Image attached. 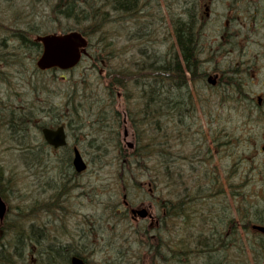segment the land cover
Wrapping results in <instances>:
<instances>
[{
    "label": "trees",
    "instance_id": "16d2710c",
    "mask_svg": "<svg viewBox=\"0 0 264 264\" xmlns=\"http://www.w3.org/2000/svg\"><path fill=\"white\" fill-rule=\"evenodd\" d=\"M42 2H45L47 7H51L49 12L53 16L52 21L54 23H71V26L60 28V31L77 30L85 35L88 34L93 42L98 43L95 47L98 49L99 54L95 56V61L101 65L90 62L94 68L91 70L92 75L88 73L81 74L77 80H74L75 83L72 79L68 83L59 81L61 88L58 90H66L67 94H83L89 89H93L97 98L96 104H100L96 108L102 111L108 110L101 106V104H106L104 98H102L107 93L104 90L106 84L110 83V88L115 87V93L119 87L124 88V93L130 89L131 92L133 90L132 99L127 103L126 109L129 125L137 130V143L133 150H125L121 146L118 129L123 125V121L118 112L106 115L103 118H97L93 128L88 130L89 135H86L87 138L82 139L81 150L86 155H91L95 167L102 166L99 162L110 153L118 152L116 161L120 169L115 172L113 177L104 180L100 184H95L92 187V194L85 192L86 195L93 198L95 215L102 213V217L107 216V214L110 216V219L107 217L103 222L101 221L102 224L97 223L98 226L106 225V228L108 225L110 229L115 230V226L112 224L115 221L126 219L118 201L120 193L126 186L142 188L143 190L147 188L157 200L156 205L160 214L158 227L152 228L147 235L145 233L139 235L140 227L134 228L132 226L131 241L128 240L127 243H130V249L133 250V245L138 248L137 246L141 242L144 246L142 248L152 264H250L243 261L239 254L240 249L244 247H250L253 250L254 264H264V236L252 233L248 229L252 224L264 225V207L252 203L249 197L243 193L241 186L243 182H240L238 186L233 184L234 175L236 174L234 167L236 162L231 164L228 161L230 160L228 155L233 148L230 144L231 139L236 141L233 151L237 152L238 160L241 159L240 156L245 155L243 153H246V151L240 150L242 145H246L249 141L251 146V138L245 137L246 134H243V130L248 125L246 121L250 120L251 115L248 114L244 119L245 122L242 120L244 126H234L232 119L227 121L223 118L230 137L222 140L220 131L212 137V140L216 141L215 144L220 152L223 150L226 153L224 155L221 152L226 158L224 171L226 175H232L233 189L236 188L239 193L240 198L237 206H230L228 195L223 190L224 184H222L216 166H214L209 145L207 141L204 142L206 139L202 136L203 132L196 126L197 104L203 108L208 116L214 119L218 118L220 111L226 110L230 114L231 111L236 110L237 112L240 110L237 104H241L242 107L245 105V102H231L228 99L229 96L234 94L233 86L224 87L223 92H221L218 85L208 83V77L214 74L216 70L215 43L206 42L208 37L205 33L204 24L199 21L198 6L195 5L194 8L186 10L182 7V0H175L167 5L168 24L174 32L175 43L170 45L166 51L167 58L164 62L154 64V66H146L140 60H131V68H139L133 73H130L129 69L125 71V67H121V64L116 66V69L107 66L108 71L106 73L109 79L105 80V75L100 74L99 70L96 71V68L99 69L96 66L104 67L101 61L106 60L102 57L105 47V43L102 42L105 38L102 37V34L108 18L115 15L113 5L106 4V0H42ZM153 5L152 7L156 9L157 13L151 14L149 10L150 15L147 12L140 19L134 18L141 32L147 33L148 36H151L156 28L152 27L154 22L151 20L154 17L159 19L158 22L164 21V13L159 7L161 5ZM176 8H182L181 12H177ZM142 11H146V8L142 7ZM138 20L143 22H138ZM133 30V27L128 30L132 33L129 37L131 40L134 39ZM26 31L20 30L18 32L15 46L19 48L15 47L14 50L27 51L26 53L22 52L23 54L20 53L22 56H28L31 60V63L24 66H35L34 63L41 54L42 45L40 42L35 41L37 34H29L30 32ZM44 32L38 34H44ZM159 33L168 34L169 30L164 28V31L159 30ZM154 42L150 39V44L153 47L141 49L140 58L143 59L148 55L157 54H159L157 58L161 57L158 53L159 50L154 48ZM13 45L12 47H14ZM181 57L183 61L180 63ZM205 61L206 64H203ZM170 63H172V66H170ZM12 66L17 65L13 64ZM127 68L130 67L127 66ZM55 71L53 69L48 72H37L45 78V75L49 72L54 73ZM62 80L66 81L67 79ZM101 80L104 82L100 83ZM38 82L40 81L37 79L32 81V90H38L34 86ZM46 82L51 84V89H53L52 84L56 80L50 79ZM189 82L193 83L194 90L190 89ZM44 84L42 82V85ZM175 89H178V96L174 98L173 92ZM43 93H46V95L43 97L45 99L41 108L47 109L42 110V112L53 119L55 109H52V107H55L54 100L58 95L57 93L49 94L46 90H43ZM222 94L224 98H222ZM155 101L157 107L152 110ZM136 102L144 104L145 113L135 114L133 112ZM27 105L30 106L33 114L35 109L34 100H32V103L22 102L19 105H11L10 112L12 115H18L21 118V123H24L28 118L22 113V109ZM254 109H251V112ZM80 112H87L90 115L87 107ZM258 119L261 120V117H258ZM113 123H117V126L109 133ZM219 123H222V117ZM41 127L42 125L39 126L38 122L34 124L31 121L28 125H24V131L19 133L26 135ZM76 135L83 136L84 133L78 131L74 134V136ZM241 142L243 144L239 147L238 143ZM218 143L221 145V149ZM34 151L21 150L22 154L25 155L24 157L28 155L31 157ZM61 153L57 156L47 155L45 167H48L49 164L53 165L52 162L55 160L56 165L60 167L63 166L61 163H64V174L74 175V181L68 178L63 185L57 183V177L55 183L60 187V196L64 199L68 193L75 189L74 182L80 183L81 177H75L79 174L68 169L69 162L72 159L71 148L62 149ZM221 160L223 161L222 157ZM32 161L38 162L40 159H33ZM250 161V165L245 172L246 175L250 169L255 170L256 164L252 163L251 158ZM259 169L264 175V165H259ZM145 174L148 175L147 182L141 180V177ZM2 178L3 175H0V192L6 194L7 185L1 183ZM243 178H246L245 175ZM48 186L49 184H47ZM51 207H53L52 210L48 209V212L54 213V208L57 206L51 205ZM57 220L59 223H64L65 218L59 217ZM112 220L115 221L112 222ZM96 222L97 219L94 224ZM44 223L42 226L49 230L52 222ZM91 223V225L89 224L90 230H82L77 236L73 235V240L66 241V246L63 249L69 251L74 249L73 251L78 256H83V254L88 256L92 253L98 246L95 244L94 239L98 230L93 222ZM238 224H246L244 226L248 227L245 230L247 231L246 235L240 233ZM44 227H42V230H38L41 231L38 235L36 226H31L29 230L22 226L20 233L24 236L19 239L18 244L20 245L15 247L21 250V257L24 258H20V264H34L30 262L29 258L25 259L26 254L23 251L24 248L21 247L25 242L27 244L42 242V249L47 247L44 241L50 234L48 231H44ZM14 231L13 228L12 232ZM149 233L151 234L150 237H148ZM108 244L117 246V243H110L109 240ZM51 249L53 248L44 252L45 254L42 253L37 262H40V264L43 262L57 264L49 256L48 251ZM126 256L129 255L122 252L119 258L108 259L102 264H133L129 262V258ZM88 258L90 257L88 256ZM140 261H142V258ZM138 264H141V262H138Z\"/></svg>",
    "mask_w": 264,
    "mask_h": 264
},
{
    "label": "rangeland",
    "instance_id": "374dc122",
    "mask_svg": "<svg viewBox=\"0 0 264 264\" xmlns=\"http://www.w3.org/2000/svg\"><path fill=\"white\" fill-rule=\"evenodd\" d=\"M27 4H32L33 12L39 15V17L42 19L46 18L47 15H50L49 13H51L49 12L51 7H47L45 5V2H42V0H0V28L3 26L8 27L9 24L12 23V18L16 16L17 14L16 12L18 11L19 14L22 11V9H24L22 6ZM150 6L151 7H146L145 5H143V7L146 8V11L148 12L149 15L150 13L151 14L157 13L156 9L152 7L154 5H150ZM159 7L161 8L162 13H164L163 14L164 21L158 22L159 19H157L156 17H154V19L151 20L152 22H154L152 24V27H156V28L155 30H153L152 35L149 36V39H152L153 42L155 41L154 48L156 50L165 53L169 49V46L175 43L174 41L175 36H174V32L171 30L168 24L169 18H168L167 6L162 5ZM26 8H28V5L26 6ZM175 10L177 12H181V9L179 8H176ZM51 17L53 18V16ZM128 20L129 21L125 20L124 22L118 24L115 27L116 35L110 38L114 41L115 44L114 47L116 49L121 50V52H119V55L115 56L108 54L110 49L108 48L107 40H106L107 43L105 41H102L105 43V47L103 49L102 55L108 56V58L110 59L109 62L110 61L114 62V65L111 66V69H116V66L121 64V67L122 66L125 67L124 68L125 71L129 69V72L133 73L137 71L139 68L138 67L131 68L132 67L130 65L131 60L136 61L139 59L141 63H143V59L138 58L137 56V54L140 53L141 48L137 45L134 39L132 40L129 39L132 33L128 30L131 27L133 28L138 27L136 24V20L134 19H128ZM138 22H143V21L138 20ZM46 23L51 25L50 22H46ZM15 25H22V23H17ZM208 25L214 26L213 24H208ZM69 26H71V23L63 22V23L52 24L51 28L55 27L56 29L57 28L63 29ZM164 28L169 30L168 34L159 33V30L164 31ZM5 38L7 39L6 42L14 44L13 46L15 48L16 40L14 41V39L10 37L9 31L8 30L3 31L2 29H0V40L1 39L5 40ZM214 39H215L214 37L207 38L206 42L210 43L214 41ZM93 44L97 45L98 43L96 44L95 42ZM90 49L91 51L89 50V53L91 57L97 56L99 54V51L95 46L94 47L92 46V48ZM23 59H25L28 64L31 63V60H29L28 56H24ZM37 59L35 60L34 64H36ZM88 60H91V58L89 59L85 58L82 61V63L79 65V67L74 69V71L67 72V71L59 70V71H55L54 73L49 72V74L45 75V78H43L42 75L38 74V72L41 71L37 70L36 66L7 67L5 63L0 64V91L2 92L3 96L12 95L11 99H13L15 103L14 102L10 103V110H11V105L12 106H15V104L19 105V103L21 102V97L23 98L24 103H32V100H38L41 97V95L42 97L46 95V93H43V89H42V94L39 90L38 91L32 90L31 87L32 81H36V79L40 81L34 85L38 89V87L42 84V82L47 84L46 81H49L50 79L56 80L57 83H59V81L68 83L69 81H71V79L73 81L77 80V78L80 77L81 74L88 73L92 75L91 70L94 68L91 66V63ZM127 66H129L130 68H127ZM96 67L100 69V72H102L103 75L106 73V71H101L103 69V66H96ZM9 68L11 71L14 72V79L8 73ZM97 70L98 69L96 68V71ZM1 77H3V80L1 79ZM62 77L66 78L67 80L66 81L62 80ZM75 82L76 81H74V83ZM103 82H104L103 80L100 81V83ZM58 88L59 85L55 86V90H58ZM18 92H20V96H21L20 98L19 96L15 97L13 95L14 93H18ZM62 99L63 98L59 99V103L63 105L64 101H62ZM237 106L240 109L237 112L235 110V111H231V113L228 114L229 111L226 110H224L223 112L220 111L218 114V118L214 119L213 117L208 116L204 112L203 108H201V106L197 104L198 114L196 119V126L197 128L201 129V131L203 132L202 136H204V138L207 140V143L209 145L208 146L209 150L212 153V160L214 161V166H216V171L218 173V176L220 177L222 184H224L223 190L229 196L230 200L231 199L233 200L232 206H237L240 198L236 188L233 189L234 188L233 184L238 186L240 180L245 175L246 179L241 185L243 188V193L249 197L252 203L259 204L260 207H264V175L262 171L259 169V165L260 166L264 165V150H263L264 112L262 109L259 110L257 113V110L254 109V111L247 113L248 112L247 106L243 105L242 107L241 104L240 105L237 104ZM248 114L251 116H250V120L246 121V124L248 125L243 130V134H246L245 137L251 138V143H250L251 146L249 145V141L246 145H244L243 142L238 143L239 147L243 144L240 150L242 149L246 151V153H243L245 155L240 156L241 159L235 161L236 163L234 162L235 173L237 178L233 179V184H232V175H226L224 171L225 168L224 161H226L224 155H226V153H224L223 150H221V152L224 155L221 154L220 150L215 144L216 141H213L212 137L214 136V134H216L219 131L216 128L217 127L216 123H219L221 117H222V123H224L223 118L227 121L232 119L234 126L235 125L244 126L242 120L246 119ZM258 117H261V120H259ZM125 128L127 129V127ZM125 128L121 126L118 130L119 131L121 130V132L123 133ZM130 129L131 131H133L132 128ZM35 131L37 132L36 129ZM133 134H135L134 131ZM86 135H89V131L84 133L83 136L71 135L70 143L71 146L78 143V147L82 155L84 156L85 160L88 162L89 165L88 171L81 176L80 183H78L77 181L74 182L75 189H73L70 192L73 199H71L69 202H66V204L64 205L65 208L61 210L69 214L68 217L65 218L64 223L62 222L59 223L58 220L53 219L52 223H50L51 228L47 230V228L42 226L43 223L44 222L48 223V220L50 218L56 217L55 215H60L59 213L61 212L50 213L51 214L50 216L47 215L45 216L42 213L41 214L42 216L39 217V222L34 221L33 212L40 213V211L38 210L42 207L39 205L42 204V200L47 196V194L44 192H42V194L40 195L39 189H37L39 178H41V174H42V179L44 178L45 175L49 174L50 178L48 177L46 180L51 181V177H53L56 182L58 177L57 183L63 185L68 178L73 180L74 175L69 176L67 174H64L65 173L64 163H61L63 164V166L60 167L56 165L55 160L52 162L55 168L53 167L52 164H49L48 167H45V163H46L45 159L47 156V154L45 153L44 155L42 154V157L39 158L40 161L38 162L31 161L30 163L25 161L24 160L25 155L22 154L21 150H24L28 146L25 145L21 147L15 144L13 141H9L7 139V135L0 132V175L12 176L10 179L11 183H6L4 181H1V183L7 185V192L6 194L4 193V195L7 202L9 203V206L12 209L9 212V219L18 220L19 223L26 228V230H29L31 226H36L37 227L36 232L38 235L41 233V231L38 230H42V227H44L45 232L48 231L50 235L60 237L62 241H68V240L72 241L73 235L77 236L82 230L84 231L90 230L89 224L91 225L92 224L91 222H93V225H95L98 230V233L94 237L95 244H97L98 246L96 249L92 251V253L88 254V256L90 257V259L93 261L94 264H102L108 259L110 260L113 258H119L122 252H125L126 255H129L126 257H128L129 262H132L133 264H138V262H141V264H152L148 256L145 254V250L142 248L144 246H142L141 242H139L137 246L138 248H136L133 245L132 248L133 250L130 249L131 247L130 243L129 242L127 243L128 240L131 241L130 232L131 230H133L132 226L134 228L136 227H135V222L132 220V212H131L132 207H128L124 204L125 201L124 195H126V200L128 201V203L132 204L133 206L138 205L141 202H149L151 201V199L153 202L154 198L148 193L149 190L147 188L144 189V191H142L132 186L131 187L126 186L118 197V201L121 204L120 208L126 219L121 221L112 220V222L115 221V223L112 224L113 226H115V230L110 229V226L108 225L106 228H105L106 225L98 226V224L99 223L102 224V222L105 219H107V217L110 219V216L107 213H106L107 216L105 217H102V213H98L97 215H95L93 198H91L90 196H86L84 193L89 192L90 194H92L93 192L92 187L95 184H100L104 180L113 177L115 172L118 169H120V167L119 165H117L118 162L116 161V158L118 157V152L110 153L107 157L103 158L101 162H99V164H102V166L95 167L91 155L90 156L86 155L81 150V146L83 145L82 139L87 138ZM122 139H123V135L120 136L122 148L125 150H129L127 148L126 143L122 142ZM133 139H135V136H133ZM130 140L131 139H129V141ZM219 147L221 149L220 144ZM35 152L38 151H34V153L32 154V156L34 157L36 156ZM60 153L61 152H59V154ZM221 157L223 161L221 160ZM250 158L252 159V163L256 164V166H255V170L250 169V171L246 175L245 174V172L247 171L246 169L249 167L251 162ZM147 177L148 175L145 174V176L141 177V180H143L144 182L147 180ZM42 187L47 188V184L44 185L43 181H42ZM42 191L44 190L42 189ZM52 208L53 207H51V209ZM154 208H155V204H154ZM96 219L97 222L96 224H94ZM10 220L8 222H10ZM61 230L63 231L61 232ZM11 233L12 231L9 229L7 231V237ZM108 240L110 243L113 242L114 244L117 243V246L114 245L110 246L108 244ZM24 253L28 254V251H24ZM141 258L142 261H140ZM250 264H254V262L251 261Z\"/></svg>",
    "mask_w": 264,
    "mask_h": 264
},
{
    "label": "bare ground",
    "instance_id": "6f19581e",
    "mask_svg": "<svg viewBox=\"0 0 264 264\" xmlns=\"http://www.w3.org/2000/svg\"><path fill=\"white\" fill-rule=\"evenodd\" d=\"M106 4L113 5V8L115 10L114 11L115 15L108 18L105 28L103 30L102 37L105 38L104 39L105 42L106 40L108 42V43L106 42L108 45V48L110 49L108 54L116 56V55H119V52H121V50L116 49L114 47L115 46L114 41L110 39L116 35L115 27L127 19H134V18L140 19L147 13V11H142L143 5H141V1L139 0H106ZM181 4H182V7L186 10L192 9L195 7V4L193 2L191 3L182 2ZM27 5H28V8H26ZM27 5L22 6L24 9H22V11L19 14H18V11L16 12L17 13L16 16L12 18V23L9 24L8 27L3 26L0 28L3 31L8 30L10 37L13 38L14 40L18 38L17 35L20 30L22 31L27 30L26 32H30L29 34H34V35L37 34L35 37H40V36H45V35H50V34L51 35H64L70 32H78L85 39L86 46L82 48H85L86 51H89L91 50L90 48H92V46L93 47L95 46L93 44L95 42L92 41L91 36H89L88 34L85 35L82 32L77 31V30L62 32L60 31L59 28L57 29L55 27L51 28V25L55 24L54 21H52L53 18L51 17V13H49L50 15H47L46 18L42 19L39 17V15L33 12L32 4H27ZM46 22H50L51 25ZM17 23H22V25H15ZM42 31H45L44 34H38V33H41ZM133 35H134V41L137 43V45L141 49H144L146 47H150V48L153 47L150 44V39H149L148 34L142 33L139 27L134 28ZM6 40H7L6 38L5 40H2V39L0 40V64L5 63L7 67L12 66L13 64H16L17 66L26 65L27 62L25 59H23L24 55L22 56L23 54L22 52L26 53L27 51L21 50L22 52H20V51L14 50V47H12V43H7ZM16 48L18 49L19 47H16ZM158 53H160L161 57L157 58L159 54L151 55V56L148 55L146 57H143V63L146 66H154V64H159V63L164 62V60L167 58L166 52L162 53L158 51ZM41 55H42V51H41V54L39 55V58L41 57ZM137 56L138 58H140L141 52L137 54ZM102 57L105 58L107 61L106 60L101 61V63L104 65L101 71H108V69H106V66H113L114 62L113 61L109 62L110 59L108 58V56L102 55ZM182 61L183 59L181 57L179 62L181 63ZM90 62L91 63L96 62L95 56L91 57ZM203 64H206V61ZM35 66H37V62ZM170 66H172V63H170ZM8 73L14 79V72L11 71L10 68H9ZM101 74L103 75L102 72ZM214 74L216 75V73ZM104 75L106 77L105 80H108L109 77H107V73H105ZM1 79L3 80V77H1ZM58 85L59 83H57L56 81L54 84H52L53 89H51V84H47L43 86L41 84L38 87V90L41 92V94H42V89H43V90L48 91L49 94L57 93L58 95V97L54 100L55 107H52V109H55V112H54L55 114H54L53 119L48 117L45 113L42 112V110H46L47 108H41L42 103L44 102V99H45L41 95V97L38 100H34L35 109L33 110V114L31 113L29 105L25 106V108L22 109V113L28 117L26 118L27 120L24 123H21V118L18 115H12V113L10 112V103L11 102L15 103V101L11 99L12 95L3 96L2 92L0 91V132L3 134H6L7 139L9 141H13L15 144L21 147L27 145L28 147L24 149L25 151L27 150L28 152L31 150L38 151V153L36 154L38 158L32 155L30 157V155H28L24 159L27 162L31 163L33 159L41 158L42 154L44 155V153L47 155H55V156L59 154L58 145L54 146L48 143V141L46 143L45 130L50 129V130H53L54 133L61 130L64 135H74L78 131L86 133L89 129L93 128V125L97 122V118H103L106 115L115 114L116 112L120 113L122 121H123L124 120L123 109L124 110L127 109V103H129L132 99L131 90L126 91L124 93V88L119 87V89H116V93H115L114 91L115 87L110 88L109 87L110 83H108L105 86L106 89H104L105 91H107V93L102 96L106 104H101L103 108H107L108 110L102 111L96 108L97 106H100V104H96L97 98L94 93L95 90L93 91V89H89L83 94H77V93L67 94L66 93L67 91L63 89L55 90V86H58ZM189 87L190 89L194 90V85L192 82H189ZM59 88H61L60 85H59ZM177 90L178 89H175L173 92L174 98L178 96ZM13 95L15 97H18V96L19 98L21 97L20 92L14 93ZM118 95H120L121 97ZM60 98H63L62 101L64 100V106L65 105L67 106L64 109H63V105L59 106ZM22 102L24 101H23V98L21 97L20 103ZM245 105L249 109L254 108L253 107L254 104L252 102H245ZM86 107H87V111L88 112L90 111V115H88L87 112H80ZM156 107L157 105L155 101L152 110H155ZM133 112H135V114L145 113L146 108L142 102H139V103L136 102V104L133 107ZM31 121H33L34 124L38 122L39 126L42 125V127L40 129L37 128L36 129L37 132L35 131L32 133H28L26 135L19 133V132H23L24 125H28V123L29 122L31 123ZM118 123L121 124L120 122ZM216 124H217L216 128L220 131V136H221L220 138L222 140L229 138L230 133L227 131L225 124L224 123H216ZM115 126H117V123H113V125L111 126L109 130V133L113 131ZM126 127L127 129L125 128L123 133L121 132V130L119 131L120 132L119 136L123 135V137H125L128 141L129 139H131L129 143H132L133 146L135 147L137 143L136 142L137 141L136 139L137 130L132 128L129 124ZM130 128L133 129L135 134H133V131H131ZM133 136H135V139H133ZM206 141L207 140H204V142ZM49 176H50L49 174L45 175L44 178L42 179V174H41V178H39V181H38L37 189H39L40 195L42 194V192H44L47 194V196L42 200V204L39 205L42 207L38 210L40 211V213L33 212V219L35 222L37 221L39 222V217L42 216L41 215L42 213L45 216L51 215L50 214L51 212H48V209L52 210L51 205L57 206L56 208H54L55 212H61V213H59L60 215H55L56 217L50 218L48 221L52 222L53 219L57 220L59 217L67 218L69 215L65 211H61V210L65 208L64 205L66 204V202H69L71 199H73V197L71 196L70 193H68V195L64 199H62L60 196V187L58 186V184L55 183V179L51 177L52 182L46 180ZM11 177H12L11 175H7V176L3 175L2 180L6 183H11L10 182ZM234 178L235 179L237 178L236 174L234 175ZM245 179L246 178H242L240 182H244ZM42 181L44 185L49 184V186L47 188L42 187ZM147 181H148V178L145 182ZM147 184H150V183H147ZM42 189L44 191H42ZM140 190L144 191L142 188H140ZM84 194L86 195V193ZM149 194L153 196L152 192H149ZM228 199H229L230 206L233 205V200L232 199L230 200L229 196H228ZM142 209L147 210V215L144 217L140 216L141 218L146 219L152 216L151 201L146 202L145 205L142 206ZM7 215L8 214H6L5 219L4 218L0 219L1 221L4 220L2 224L0 225V264H20V258H23L21 257V250L15 247L16 245H20L18 244L19 239H21L24 236L23 234L20 233L22 231V225L16 219L10 220L9 216ZM9 220L10 222H8ZM245 225L246 224H242L239 226V228H240V233L241 234L244 233L246 235L247 231L245 230H247L248 227H244ZM13 228L15 229V231L12 232L7 237V231L9 229L12 231ZM145 229L148 231L151 230L150 223L145 224ZM250 232H252V230H250ZM150 236L151 234L149 233L148 237ZM44 243L47 245V247L43 249H42V242L34 243V244L32 243L27 244V242H25L24 244H22L21 247L24 248L23 251H28V254L25 255V259L29 258L30 262L32 263V261L35 259L37 260L42 255V253L46 252L50 248H53L50 251H48V253H49V256L53 259V261H55V263L57 264H63L64 262H67V261L68 262L65 264H94L93 261L90 258H88L87 255L83 254V256H78L77 254H75V251H73L74 249H70L71 251L67 249H63V247L66 246L67 242L62 241L60 237L58 236L48 235ZM239 254L242 257L243 261H246L247 263H251V261L254 260V253L250 247L241 248L239 251ZM74 258H78L81 261L79 263H74L73 262ZM35 264H40V262H37ZM42 264H49V263L43 262Z\"/></svg>",
    "mask_w": 264,
    "mask_h": 264
},
{
    "label": "flooded vegetation",
    "instance_id": "af4514ba",
    "mask_svg": "<svg viewBox=\"0 0 264 264\" xmlns=\"http://www.w3.org/2000/svg\"><path fill=\"white\" fill-rule=\"evenodd\" d=\"M139 1H141V5L167 6L175 0ZM182 2H193L198 6L199 21L204 24L207 37L215 38L212 42L215 43V73L218 77L216 85L220 87V91L223 92L224 87L233 86L234 94L228 97L231 102H252L257 111L259 109L264 111V0H182ZM222 98H224L223 94ZM65 107L67 106L63 104V109ZM251 109L248 110V113L251 112ZM123 113L126 115V110L123 109ZM124 120L126 122L125 118ZM68 138L70 140L71 135H68ZM235 143L234 139L230 140L233 148H235ZM72 146L74 150L75 147H78V143ZM233 148L228 155L231 164L238 160V154L233 151ZM59 151L61 150L59 149ZM68 169L75 172L72 162H69ZM85 173L75 176L79 178ZM0 196L7 205V216H9L12 209L1 192ZM156 201L155 199L153 202L151 201L153 215L136 222L137 225L143 226L145 235L148 233V230H144L145 224L150 223L152 218L154 221L160 220L158 209H155ZM142 205H145L144 202L136 206ZM3 221L0 220V225ZM238 225L240 226V224ZM255 225L262 224H252L250 230L264 236V233L255 229ZM32 263H37V260H33Z\"/></svg>",
    "mask_w": 264,
    "mask_h": 264
},
{
    "label": "water",
    "instance_id": "95a60500",
    "mask_svg": "<svg viewBox=\"0 0 264 264\" xmlns=\"http://www.w3.org/2000/svg\"><path fill=\"white\" fill-rule=\"evenodd\" d=\"M43 45V53L37 61V66L41 70H48L51 68H60L67 70L76 66L82 54H86L85 39L78 32H70L64 35H45L37 38ZM216 77H210L209 82L215 84ZM52 134V136H51ZM45 138L48 143L59 147L66 144V135L61 130L53 132V130H45ZM132 148L133 144L128 143ZM73 164L77 171H83L86 168V163L80 155L79 151H76V156ZM6 212V205L0 198V216L3 217ZM133 214H138L141 217L147 215L146 209L132 210ZM258 230L264 232V227H256ZM81 260L74 258V263H79Z\"/></svg>",
    "mask_w": 264,
    "mask_h": 264
}]
</instances>
